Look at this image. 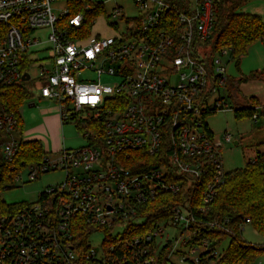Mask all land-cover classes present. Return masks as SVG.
I'll use <instances>...</instances> for the list:
<instances>
[{"label":"built area","instance_id":"1","mask_svg":"<svg viewBox=\"0 0 264 264\" xmlns=\"http://www.w3.org/2000/svg\"><path fill=\"white\" fill-rule=\"evenodd\" d=\"M55 1L0 0V87L25 81L29 70L23 67L34 64L30 53L41 42L31 32L51 28V56L49 67L41 68L39 95L58 102L63 122L82 115L88 126L94 123L96 141L92 144L93 131L87 129V145L64 148L57 159L47 155L42 164L28 166L31 180L59 166L67 175L37 202L0 217V264H99L103 251L90 242L84 251L75 240V227L82 222L91 233L105 227H113V233L123 223L141 225L148 203L164 193L179 194L184 183L190 199L193 187H203L197 207L205 213L224 181L222 147L232 135L225 132L224 140L217 139L204 128L205 115L232 109L223 58L228 50L212 56L207 44L215 27V0H134L136 16L119 7L111 13L114 27L126 24L120 35H97L88 42L81 29L94 16L69 14L68 0L57 15ZM95 1L96 7L104 4L87 0L83 9ZM104 76L112 82H104ZM254 108L256 121L261 105ZM16 125L14 113L0 112V130L11 134ZM18 146L14 138L0 143V159L11 160ZM189 205L188 200L171 206L168 220L128 242L137 264H153L163 246L171 244L168 240L160 248L158 242L169 227L190 233L184 244L199 263L218 255L201 238L202 228L193 225L219 224L198 218Z\"/></svg>","mask_w":264,"mask_h":264},{"label":"trees","instance_id":"2","mask_svg":"<svg viewBox=\"0 0 264 264\" xmlns=\"http://www.w3.org/2000/svg\"><path fill=\"white\" fill-rule=\"evenodd\" d=\"M250 0H215L216 2V21L212 37L207 44L212 45V56L221 49L228 50L230 60L239 65L240 60L244 57L252 44L259 40H264V19L261 15L241 11V7ZM87 0H68L70 12L75 14L84 11L87 16H95L104 10V6L96 1L90 9H83ZM175 16V15H174ZM88 24H85L81 32L88 33ZM24 70H29V65H25ZM257 77V73L254 74ZM243 78H234L228 75L226 83V92L228 104L235 111L236 118L248 117L256 112L254 105H261L259 110L260 116L264 115V106L260 104L255 97L246 99L248 106H242L240 98L242 92L240 84ZM25 81L8 87H0V106L1 113H14L17 118V125L14 131L22 134L17 138L14 133L11 137L19 143L18 149L11 160L0 159V217H11L18 213L23 207L30 203L9 204L2 197L1 192L10 189L15 185L16 176L28 166L35 164L40 165L48 155L42 142L38 139H25L24 121L19 114V107L30 97L31 93L25 86ZM233 105V106H232ZM216 113V112H214ZM205 115L204 117H207ZM204 128L214 135V132L205 121ZM85 132L87 129L93 131L90 139L92 144L96 141V126L90 122L89 126L80 128ZM3 139V131L0 130V143ZM88 139V140H90ZM203 187L200 184L193 187L190 196V188L185 183L182 190L177 195L169 193L162 194L155 201L147 204L144 209L147 220L141 225L129 224L122 233L114 235L113 227L98 228L105 233L102 243L103 256L96 259L99 264H137V259L129 250L128 242L137 235L145 234L151 230L153 224L158 221L168 220L170 208L173 205L184 203L189 200V210L195 212L198 218L208 222H217L219 226L193 225V228H202L201 238H206L211 243V250L217 247L220 241L229 237L231 242L223 255L209 256L208 259L214 261V264H253L260 254H264L263 244H251L242 239L243 225L250 222L255 229L264 236V154L259 153L256 158L249 160L244 167L237 168L230 172H225L224 181L218 188V193L213 201L209 211L201 213L198 205L201 203V194ZM43 195L40 193L39 198ZM144 214V213H143ZM201 223V221H198ZM76 238L80 240V247L84 251L89 247V234L92 227L86 222L81 223V228L75 227ZM200 239L196 238L195 242L199 244ZM218 243V244H217ZM113 249H109V247ZM171 244L167 243L159 252L156 261L153 264H167V250ZM204 252L203 255L210 254V251ZM123 254L125 257L123 258Z\"/></svg>","mask_w":264,"mask_h":264},{"label":"rangeland","instance_id":"3","mask_svg":"<svg viewBox=\"0 0 264 264\" xmlns=\"http://www.w3.org/2000/svg\"><path fill=\"white\" fill-rule=\"evenodd\" d=\"M103 2L104 10L97 13L92 21L88 24V42L91 38L101 35L102 37H111L120 35L125 29L126 24L120 21L119 28L114 27L111 23L115 21L111 13L116 8L121 10L127 16H136L138 9L134 0H97ZM67 0H56L53 3L54 12L59 15L65 11ZM249 9L255 14H259L264 19V0H250L241 7V11ZM51 28H41L32 30L31 36L41 40L34 50L30 53V60L35 61L29 65L31 79L25 81V86L31 93L24 103L19 107V114L24 121L25 139H38L42 142L44 149L48 151V157L55 160L60 156L58 150L64 145L67 148H80L88 144V138L84 136L82 129L87 124L85 120H68L63 122L60 115L59 104L56 101L49 100L46 102L39 93L43 85L42 67H49L48 58L51 56V42L49 35ZM227 62L228 75L234 78H243L240 84L242 97L240 98L242 106H248L245 100L255 96V100H260L264 106V41H257L252 44L248 53L241 58L239 65L230 60L229 55L223 57ZM257 73V77L256 74ZM104 82H112L110 78L103 77ZM35 103L34 106H30ZM233 106V105H232ZM1 111V106H0ZM206 122L215 134L217 139L224 140L225 132L232 135V141L222 147V163L225 172L233 171L237 168L244 167L249 160H253L259 153L264 154V115L256 121L248 117L236 118L234 109L220 110L206 117ZM19 139L22 137L18 131L13 132ZM3 139H12L7 131H3ZM2 139V140H3ZM59 150V151H60ZM79 171L78 169H74ZM29 167L20 172L21 178L15 179V185L10 189L1 192V197L9 204L15 203H34L38 201L41 192L51 186L64 181L67 175V169L59 166L48 172H43L39 178L30 179ZM125 223L119 224L114 229L116 235L123 231ZM190 236L189 232H182L177 227H169L165 233L159 236L160 248L171 240V246L167 250V264H201L196 260L195 255L189 252V246L184 244L185 239ZM105 233L96 230L90 235L91 246L98 252L102 251V243ZM242 239L251 244H263L264 236L260 234L250 222L243 225ZM230 238L226 237L219 242L216 249L218 256L223 255L230 245ZM203 250V249H202ZM161 253V252H160ZM184 257L187 260H184ZM206 264H214L211 259H206ZM253 264H264V254H260Z\"/></svg>","mask_w":264,"mask_h":264},{"label":"crops","instance_id":"4","mask_svg":"<svg viewBox=\"0 0 264 264\" xmlns=\"http://www.w3.org/2000/svg\"><path fill=\"white\" fill-rule=\"evenodd\" d=\"M245 12H250V13H255V12H252V10L251 9H249L248 11L246 10ZM261 41H264V40H261ZM253 97H255V96H253ZM45 99V98H44ZM46 102H49L48 101V99L47 100H45ZM258 101H260V100H258ZM264 103V102H263ZM70 149V148H67L65 145H64V147L61 149V150H63V149ZM72 149V148H71ZM60 150V149H59ZM58 150V152H60L61 153V150L59 151Z\"/></svg>","mask_w":264,"mask_h":264},{"label":"water","instance_id":"5","mask_svg":"<svg viewBox=\"0 0 264 264\" xmlns=\"http://www.w3.org/2000/svg\"><path fill=\"white\" fill-rule=\"evenodd\" d=\"M30 78H31V74L29 72H27L26 73V76L24 77V80L25 81H28V80H30ZM34 105H35V103H31L30 104V106H34Z\"/></svg>","mask_w":264,"mask_h":264}]
</instances>
